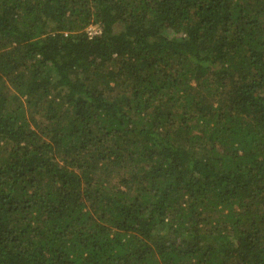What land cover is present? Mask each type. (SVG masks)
<instances>
[{"label": "trees", "instance_id": "obj_1", "mask_svg": "<svg viewBox=\"0 0 264 264\" xmlns=\"http://www.w3.org/2000/svg\"><path fill=\"white\" fill-rule=\"evenodd\" d=\"M0 264H264V0H0Z\"/></svg>", "mask_w": 264, "mask_h": 264}]
</instances>
